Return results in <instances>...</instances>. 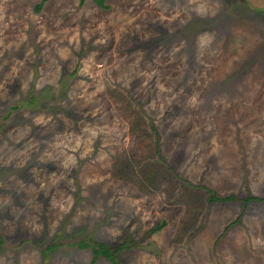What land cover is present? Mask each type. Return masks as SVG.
I'll list each match as a JSON object with an SVG mask.
<instances>
[{"label": "rangeland", "instance_id": "1", "mask_svg": "<svg viewBox=\"0 0 264 264\" xmlns=\"http://www.w3.org/2000/svg\"><path fill=\"white\" fill-rule=\"evenodd\" d=\"M39 1L0 0V264H264V0Z\"/></svg>", "mask_w": 264, "mask_h": 264}, {"label": "trees", "instance_id": "2", "mask_svg": "<svg viewBox=\"0 0 264 264\" xmlns=\"http://www.w3.org/2000/svg\"><path fill=\"white\" fill-rule=\"evenodd\" d=\"M46 1L47 0H40L35 5V10L40 11ZM85 1L86 0H78V3L79 5H83ZM94 1L96 2L98 6L107 8V5L104 4V0H94ZM138 128L139 127H137V129ZM156 152L159 153L157 148H156ZM144 178L147 179L148 183L156 184L158 180L160 179V175L156 174V170L154 171L150 170L148 173L145 172ZM206 191L208 193L207 200L209 203L220 202V201H233V200L240 199L235 194L218 195L215 191L208 189V188H206ZM255 199L263 200L264 197H255L252 195H248L246 198H244V201L255 200ZM239 217L240 215L237 216V218L233 222L227 224L225 228L223 229V232H225L231 226V224L237 222L239 220ZM164 224H165L164 221H162L161 223L156 225L152 229V231L153 232L159 231L163 227ZM74 246H77V248L79 249L89 248L91 250L92 259H91L90 264H95L96 261L101 257L107 259L111 264H122L118 257V254L123 249L128 247V245H126V240L122 241L121 243L114 244V245H111L107 242L99 241V240H93V241L79 240L76 243H74ZM58 247H59V243H50L49 245H46L44 249H41V253L44 257H46L47 252H54Z\"/></svg>", "mask_w": 264, "mask_h": 264}]
</instances>
